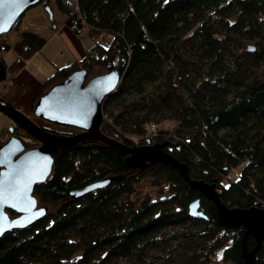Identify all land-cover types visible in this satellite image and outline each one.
Masks as SVG:
<instances>
[{"label": "trees", "instance_id": "1", "mask_svg": "<svg viewBox=\"0 0 264 264\" xmlns=\"http://www.w3.org/2000/svg\"><path fill=\"white\" fill-rule=\"evenodd\" d=\"M54 2L75 32L88 26L94 38L101 31L113 37L107 44L95 40L83 57L57 66L35 93L32 109L75 70L85 68L89 77L116 68L120 82L106 96L104 109L127 97L132 104L116 115L107 111L112 120H103V133L132 146L136 144L126 131L137 135L155 121H175L156 135L165 152L184 163L192 178L219 187L228 206L264 208V71L248 80L237 56L231 61L235 69L227 61L232 36L241 35L257 38L253 50L241 45L255 61H264V0ZM22 15L10 30L19 28ZM45 43L40 33L23 30L14 49L29 59ZM186 45L193 50L184 51ZM18 129L31 136L22 126ZM128 154L99 139L57 147L50 174L34 186L46 213L0 236V264H114L167 227L191 223L206 241L214 240L212 250L225 246L228 264H245V228L222 226L217 204L191 187L178 167L157 161L146 169L133 168L126 164ZM237 165L239 176L226 183ZM146 174L168 181L172 192L135 206L130 196ZM109 176L112 180L101 187L79 196L71 193ZM196 198L207 217L190 214L189 204ZM246 243L252 250L257 240L249 235ZM255 264H264V238Z\"/></svg>", "mask_w": 264, "mask_h": 264}, {"label": "water", "instance_id": "2", "mask_svg": "<svg viewBox=\"0 0 264 264\" xmlns=\"http://www.w3.org/2000/svg\"><path fill=\"white\" fill-rule=\"evenodd\" d=\"M39 2L43 3L50 17H53L52 7L45 0H0V29H2L0 35L8 32L15 20L29 6ZM248 48L253 50L255 46L251 44ZM86 72L85 68L72 72L64 82L55 84L41 95L33 109L36 115L47 120L78 128L79 131L76 133H63L54 128L40 125L26 113L7 102L4 103L0 98V111L9 115L15 123L42 142L39 147L26 149L23 139L17 135H12L0 145V195L4 199V203L0 204V228H3L0 236L14 227L28 225L46 213V207L38 205L34 186L36 183L45 180L50 174L53 152L57 147L85 139H99L128 152L126 164L133 168L146 169L151 163L157 161H164L178 167L191 187L200 188L207 198L212 199L217 204L218 219L222 226H242L245 228L242 256L245 264H255L256 251L264 238V208L259 206H228L221 198L219 187L192 178L184 163L179 162L162 149L163 143L129 146L103 133L100 129L104 120L103 102L120 82V72L114 68L106 73L95 75L85 82ZM5 76V67L0 62V80L4 79ZM93 128L94 131L91 132ZM34 130L49 137L65 138L68 141L49 139L46 143ZM112 178L109 176L91 182L72 190L71 193L73 196H79L109 183ZM7 208L16 210L18 214L10 216ZM189 212L193 216L207 217L200 209V198L190 202ZM249 235L254 236L257 240V245L252 250L247 248L246 242Z\"/></svg>", "mask_w": 264, "mask_h": 264}, {"label": "rangeland", "instance_id": "3", "mask_svg": "<svg viewBox=\"0 0 264 264\" xmlns=\"http://www.w3.org/2000/svg\"><path fill=\"white\" fill-rule=\"evenodd\" d=\"M45 1L50 4L51 7H55V15L59 17L60 13L55 6L54 0ZM37 4L29 6L23 12L21 19L25 17L24 22H31L33 20H29V17L26 16V13ZM44 22L46 23V21ZM31 25H33V27H37V24ZM84 32L89 33L87 28H85ZM232 37L233 40L229 45V49L232 54L230 55L229 59H227L228 65L232 66L235 69V66L232 65L231 61L232 59L234 60V56H237L239 62H241V70L242 74L245 75V78L250 80L251 78H254L258 74L262 73L264 71V61H255L254 58L245 53L246 48L242 47L241 45V42L249 45H254L256 44L255 40L257 38L252 39L243 35ZM95 40H98L104 44L109 43L112 40V34L108 31H102L96 35V37L94 38V42ZM183 50L189 52L193 49L186 45L183 47ZM65 53L67 55L66 51ZM65 53L64 55H61V57H64ZM102 73L106 72H104L103 70H99L95 75ZM95 75L86 77L85 82ZM131 104L132 99L130 97H127L120 102H113L108 106V108L106 107L108 110H105L103 102V114L108 111V113L113 112V114L116 115L120 110L131 109ZM30 117L40 125L54 128L56 130L62 131L63 133L72 134L79 131V129L76 127L57 124L36 115L34 112H31ZM104 119L107 121L112 120V118H108V116L107 118L104 117ZM155 123L157 124L156 130L148 129L143 133H137V135H132L126 131L125 135L133 138L136 145L156 143L155 139L158 130L169 128L176 122L165 120L161 122L155 121ZM13 125H15L14 127L16 129L17 126H19V124L15 123L9 115L4 113L3 111H0V145H2L12 135L21 137L25 142L26 149L31 147H39L42 144V142L37 138L33 137L32 135L28 136L24 131L22 132L19 129L18 131L15 129L12 133L11 126ZM119 126L120 125L118 124L117 127ZM240 172L241 165H237L230 171V177H225L224 181L226 183H229L231 179L235 180L239 176ZM171 189V184L168 181H165L162 177L157 178L151 176L150 174H146L135 183V189L130 197L132 198L135 206H139V204L144 199L157 200L160 197L169 196L172 192ZM218 190L219 192H222L220 188H218ZM40 205L42 204L40 203L39 206ZM7 211L10 216L18 214L16 210H13L11 208H7ZM12 211L14 213H12ZM156 238V240L153 239L152 241L146 243L137 252L116 258L114 260V264H228V262H226L223 257V250L225 246L218 248L216 247L212 250L214 240L206 241L204 233L200 232L199 229L195 227L194 223L186 225H173L167 227L161 234L157 235Z\"/></svg>", "mask_w": 264, "mask_h": 264}, {"label": "crops", "instance_id": "4", "mask_svg": "<svg viewBox=\"0 0 264 264\" xmlns=\"http://www.w3.org/2000/svg\"><path fill=\"white\" fill-rule=\"evenodd\" d=\"M52 10L53 17H50L45 6L40 2L26 13L29 20L33 19L31 22H24L25 17H23L18 29H12L0 35V59L6 70L5 78L0 81V98L28 116H31L33 112L31 103L44 79L57 66L83 57L94 42V37L90 32H84L85 28L89 31L88 26L75 32L66 24L64 14L59 12L60 16L57 17L54 6ZM31 24H37V27ZM23 30L36 31L46 39L43 48L29 59L23 58L14 49L15 42L20 38V31ZM5 45L8 46L5 47ZM64 53L65 56L61 57Z\"/></svg>", "mask_w": 264, "mask_h": 264}, {"label": "bare ground", "instance_id": "5", "mask_svg": "<svg viewBox=\"0 0 264 264\" xmlns=\"http://www.w3.org/2000/svg\"><path fill=\"white\" fill-rule=\"evenodd\" d=\"M2 35V34H1ZM5 110H7V109H5ZM8 112H9V110H8ZM11 114H13L12 112H11ZM15 115V114H14ZM35 131V130H34ZM92 131H94V128L91 130V132ZM35 133L37 134V135H39L40 136V138H42L43 140H45L46 141V143H48V140L49 139H51V140H58V141H68L67 139H65V138H55V137H49V136H47L46 134H41V133H39V132H36L35 131ZM149 142V141H148ZM63 143V142H62Z\"/></svg>", "mask_w": 264, "mask_h": 264}, {"label": "built area", "instance_id": "6", "mask_svg": "<svg viewBox=\"0 0 264 264\" xmlns=\"http://www.w3.org/2000/svg\"><path fill=\"white\" fill-rule=\"evenodd\" d=\"M82 22L85 23V24L87 23L86 20H85V18L82 19ZM103 115H104L105 118H107V116H108V118H109V115H108L107 112L104 113ZM149 126H150L149 130H156V128H157V124H156L155 122L151 123ZM149 140H150V139H149ZM149 142H150V141H149Z\"/></svg>", "mask_w": 264, "mask_h": 264}, {"label": "snow or ice", "instance_id": "7", "mask_svg": "<svg viewBox=\"0 0 264 264\" xmlns=\"http://www.w3.org/2000/svg\"><path fill=\"white\" fill-rule=\"evenodd\" d=\"M0 30H2V29H0ZM4 203V199H3V197H2V195H0V204H3ZM3 232V228H0V233H2Z\"/></svg>", "mask_w": 264, "mask_h": 264}]
</instances>
